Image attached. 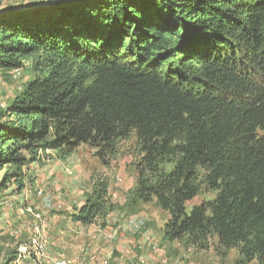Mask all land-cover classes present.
<instances>
[{
    "label": "trees",
    "instance_id": "1",
    "mask_svg": "<svg viewBox=\"0 0 264 264\" xmlns=\"http://www.w3.org/2000/svg\"><path fill=\"white\" fill-rule=\"evenodd\" d=\"M3 8L0 67L35 55L33 78L0 112L8 181L22 186L21 168L39 150L88 145L106 162L133 134L134 193L168 212L165 239L203 248L214 237L238 252L233 264H264V0ZM106 186L70 221L105 218ZM202 189L214 197L187 207Z\"/></svg>",
    "mask_w": 264,
    "mask_h": 264
},
{
    "label": "rangeland",
    "instance_id": "2",
    "mask_svg": "<svg viewBox=\"0 0 264 264\" xmlns=\"http://www.w3.org/2000/svg\"><path fill=\"white\" fill-rule=\"evenodd\" d=\"M32 1L45 4L0 0V13L5 6ZM33 58L15 69L0 67V112H6L33 78ZM96 151L88 145L70 154L39 150L21 168L22 186L8 181L10 169L0 166V264H233L239 259L235 249L219 247L214 237L203 248L164 238L168 212L155 200L139 201L134 193L139 155L133 134L117 142L106 162ZM103 181L108 215L87 225L71 222L74 208L92 201ZM214 195L202 189L187 207Z\"/></svg>",
    "mask_w": 264,
    "mask_h": 264
},
{
    "label": "bare ground",
    "instance_id": "3",
    "mask_svg": "<svg viewBox=\"0 0 264 264\" xmlns=\"http://www.w3.org/2000/svg\"><path fill=\"white\" fill-rule=\"evenodd\" d=\"M41 248H39V249H37V250H40ZM41 251V250H40ZM39 252V251H38ZM58 262H60V263H58ZM55 264H72V263H70V262H68V261H65V260H61V261H57Z\"/></svg>",
    "mask_w": 264,
    "mask_h": 264
},
{
    "label": "water",
    "instance_id": "4",
    "mask_svg": "<svg viewBox=\"0 0 264 264\" xmlns=\"http://www.w3.org/2000/svg\"><path fill=\"white\" fill-rule=\"evenodd\" d=\"M54 0H50V1H46L45 0V4L47 3V4H50V2H53Z\"/></svg>",
    "mask_w": 264,
    "mask_h": 264
},
{
    "label": "built area",
    "instance_id": "5",
    "mask_svg": "<svg viewBox=\"0 0 264 264\" xmlns=\"http://www.w3.org/2000/svg\"><path fill=\"white\" fill-rule=\"evenodd\" d=\"M58 263H60V262H58Z\"/></svg>",
    "mask_w": 264,
    "mask_h": 264
}]
</instances>
